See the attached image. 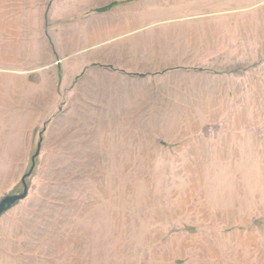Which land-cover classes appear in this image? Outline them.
Segmentation results:
<instances>
[{
    "label": "rangeland",
    "instance_id": "obj_1",
    "mask_svg": "<svg viewBox=\"0 0 264 264\" xmlns=\"http://www.w3.org/2000/svg\"><path fill=\"white\" fill-rule=\"evenodd\" d=\"M139 15L196 17L252 51L164 77L135 111L73 32ZM41 137L28 196L0 218V264H264V0H0V200L23 192Z\"/></svg>",
    "mask_w": 264,
    "mask_h": 264
},
{
    "label": "crops",
    "instance_id": "obj_2",
    "mask_svg": "<svg viewBox=\"0 0 264 264\" xmlns=\"http://www.w3.org/2000/svg\"><path fill=\"white\" fill-rule=\"evenodd\" d=\"M106 6L108 5L102 7ZM120 6L117 5L106 11H97L96 14L107 16L109 12L119 9ZM102 7H98V9ZM211 20L213 24L215 18ZM196 21V17L189 18L185 16L179 18L173 16L159 21L163 22V28L160 29L159 33L151 27L153 23L157 24L159 22H153V18L150 15L128 16L127 19L122 16L109 24L100 25L98 31L91 29L90 26L92 25L87 23L82 35L79 33L75 35V32H73V41H75L77 35L79 38L84 39V55L82 54L84 58H98L106 63H111V66L114 65L115 68L117 67L106 71L107 79L111 83L109 88H113L118 96L120 95L119 90L122 88L123 93L121 95H123L125 103L132 104L133 110L136 111L140 105H150L157 102L156 97L162 95L164 88L168 87L167 82L169 81H164V77H172L174 75L186 81L189 65H193L196 62L213 64L214 56L221 55V50L222 54L229 56H241L247 51H252L251 39L250 41L244 40V42L237 43L232 40L222 44L218 27L214 28L212 26L209 30L208 27H202V25L196 26ZM11 22H7L12 27L7 34L11 33V37L15 40H26V34L30 30L27 32L25 29H30V23L28 22L27 27H23L24 25L20 22L15 25H12ZM138 23L144 25L137 27ZM124 24L127 26L124 27ZM204 28H206L207 33H202L205 30ZM200 29L202 31L199 33ZM22 30L25 34L22 33ZM71 30H74V28L72 27ZM38 36L39 39H43L41 32ZM69 36L71 35H68L67 39L72 38ZM17 44L22 48L21 42L18 41ZM3 45L7 48L12 47V44L8 42ZM4 54L7 56L11 55V53L8 54L5 51ZM215 66L216 64H213L211 67H203L202 69H212ZM214 70L218 69L215 68ZM158 79L161 80L158 81ZM227 79L230 82L227 85V90L235 87L233 85L234 79L232 80L230 77H227ZM181 87L184 92L181 96L183 99L176 97L175 100L186 104L189 101L187 99L188 85ZM203 90V97L207 98L206 102L214 103L219 100L218 95L215 94L216 92H209L208 86H204ZM213 91H215L214 87ZM176 93H178V90H176ZM232 94L228 92L229 98L235 97ZM111 96L114 97V94L111 93ZM117 102L119 103L121 100ZM136 106L138 107L134 108ZM180 119L186 120L183 116Z\"/></svg>",
    "mask_w": 264,
    "mask_h": 264
},
{
    "label": "water",
    "instance_id": "obj_3",
    "mask_svg": "<svg viewBox=\"0 0 264 264\" xmlns=\"http://www.w3.org/2000/svg\"><path fill=\"white\" fill-rule=\"evenodd\" d=\"M42 136V133H41ZM41 143H42V137L39 141L38 149L36 153L34 154L32 158V167L31 169L23 176L22 178V183L24 185V190L21 193H11L6 196H4L0 200V218L8 211L10 210L13 206H15L17 203H19L21 200L25 199L28 194H29V184L27 182V178L30 177L35 169V161L36 157L40 154L41 151Z\"/></svg>",
    "mask_w": 264,
    "mask_h": 264
},
{
    "label": "trees",
    "instance_id": "obj_4",
    "mask_svg": "<svg viewBox=\"0 0 264 264\" xmlns=\"http://www.w3.org/2000/svg\"><path fill=\"white\" fill-rule=\"evenodd\" d=\"M119 5L118 3H112L111 5H108L106 7H102V8H99V11H106V10H109L115 6Z\"/></svg>",
    "mask_w": 264,
    "mask_h": 264
}]
</instances>
